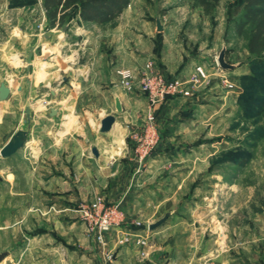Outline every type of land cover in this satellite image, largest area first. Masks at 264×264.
I'll return each instance as SVG.
<instances>
[{
    "label": "crops",
    "instance_id": "obj_1",
    "mask_svg": "<svg viewBox=\"0 0 264 264\" xmlns=\"http://www.w3.org/2000/svg\"><path fill=\"white\" fill-rule=\"evenodd\" d=\"M141 4L140 0H131L118 27L108 28L113 21L86 23L77 17L76 22H70L62 31L47 27L51 34H41L47 21L43 3L37 11L29 8L26 12L27 8L16 6L13 14L16 12L17 21L11 32L6 33L3 28L8 5H1L0 84L11 88V95L0 102V151L18 130L28 131V141L14 156L0 157V199L5 201L0 206V254L5 255L0 264H100L94 240L87 235L85 225L72 218L76 203L96 196H105L112 203L121 202L126 216L145 219L148 232H153L150 226L157 220L147 218L170 213V202L180 194V173L163 177L162 170L169 165L180 169L183 160L191 163L192 159H199L197 165L200 160L210 162V151H214L211 148H203L208 153L202 159L197 156L201 152L198 148L180 155V134L190 136L191 130L204 128L213 106L218 101L232 100L233 93L219 83L220 77L230 76L219 68H211L214 50L200 46L198 52H189L173 32L174 25H169L166 19L154 18L153 14H149L150 18L143 17L145 14L139 11L144 9ZM25 13L36 14L43 20L40 35L21 28L19 15ZM157 21L163 27L162 32L157 30ZM89 27L92 29L87 30ZM74 35H83L82 50L76 52L71 48L70 54L62 57L59 54L62 40L67 45ZM216 43L214 40L213 47ZM50 51L53 52L47 54ZM54 53L56 57H52ZM40 60L43 62L37 63ZM149 62L154 63L155 71L168 77L189 78L196 65H205L210 75L201 87L195 88L199 90L191 91L193 95L170 98L156 108L160 136L162 124L166 123L168 141L141 165L132 135L144 125L148 100L138 83L132 92L125 91L115 70L126 68L139 76ZM58 63L64 64L60 67ZM54 64V71L43 75L36 72ZM242 71L247 72L245 67ZM53 83H58L57 87ZM41 88L49 90L47 95H36ZM116 99L122 107L120 113ZM27 104L32 117L28 123ZM20 105L22 122L18 121L17 129L10 132L9 115ZM187 106L193 111L185 122L180 119V112ZM51 109H56V116H50ZM110 115L116 122L109 133H101L100 123ZM92 147L97 149L98 157L92 154ZM16 166H22V173L14 172ZM13 201L18 203L13 205ZM49 208L57 210L59 216L48 211ZM135 229V236L145 237L142 234L146 229ZM125 230L129 229L112 230L111 240ZM117 252L116 264H138L134 244L119 247ZM217 260L216 256H209L203 264L233 263L227 258Z\"/></svg>",
    "mask_w": 264,
    "mask_h": 264
},
{
    "label": "rangeland",
    "instance_id": "obj_2",
    "mask_svg": "<svg viewBox=\"0 0 264 264\" xmlns=\"http://www.w3.org/2000/svg\"><path fill=\"white\" fill-rule=\"evenodd\" d=\"M140 1L144 7L143 10L139 9L145 14L143 17L150 18L149 14H153L154 18L166 19L169 25H174L171 26L174 28L173 32L176 33L178 40L189 52H198L200 46L206 47L205 50L207 51L209 49L214 50L215 53L211 54V58L215 54L211 68L221 69L217 63L218 54L223 48L226 49L227 62L237 65L238 70L226 72L230 77L228 79L220 77L219 83L222 86L224 84L233 85V89H228L233 93V97L231 101L228 100L226 103L225 101H218L213 106L210 119L207 120L204 128L199 129V131L198 129L191 130L190 136H184V133L180 134V149H182L180 155H184L185 150L198 148L201 152L197 156L202 159L205 153H208L204 152L203 148H207V150L211 148L214 151H210L209 163L200 160L197 165L196 162L199 159H192L191 163L183 160L180 162V169L171 168L169 165L162 170L163 177H171L180 173V194L170 202L171 217L165 224L153 232H148L145 219L132 218L125 214L124 222L112 230L125 229V227L129 230H125L117 239L113 238V240L109 235L112 230L105 234L104 249L96 240L94 232L90 231L89 227L81 221L74 209L71 213L73 214L72 218L79 224L85 225L87 235L94 240L100 264H108L105 262L104 256V253L108 252L113 256L110 264H116L118 248L131 244L135 245L138 264H148L151 261H155V264H200V262L203 264L209 256H216L217 261L221 258L230 259L233 261L232 264H264V112L259 114L251 107L253 103L251 100H259L263 94L257 93L250 81L242 82L244 76H253L255 70H252L250 64L252 57L247 50L246 33L242 36L237 34V23L242 16L241 4L239 1L222 0L214 14L207 16L194 0ZM3 3L8 5V17L4 24L5 28H3V32L6 33L7 31L11 32L17 21L16 12L13 14L16 6L27 8L25 9L26 12L29 8L37 11L42 6L43 1L0 0V8ZM19 17L22 19L21 28L24 31L40 35L42 28L40 23L43 21H40L41 18L39 19L36 14L28 13L19 15ZM120 18L122 15L113 21L108 28H115L120 23L122 24L119 22ZM76 20L77 14L73 13L68 24L72 21L76 22ZM47 22L48 20L45 27L41 29V34H51L47 31V27L48 30L50 29L49 22L48 25ZM68 24L65 27H68ZM71 25L69 28L73 29L75 24ZM65 27L56 28L62 31ZM91 29L89 27L87 30ZM82 37L83 35L79 37L74 35L71 40L67 41V45L62 40L59 54L62 57L67 56L70 54L71 48L76 52L81 51L85 42H83ZM40 38L43 36L41 35ZM214 40H217L215 47H213ZM41 52L39 49V56L42 55ZM78 55L82 57L81 52H78ZM52 57H56L55 53ZM42 62L43 60H40L37 63L41 64ZM80 62L81 60L78 61V65ZM62 64L64 63H58V66L61 67ZM244 67L247 72L242 73ZM42 69L41 71L40 69L36 70L38 75H43L47 71H54L56 67L54 64ZM10 75L12 76L13 73ZM28 80H31V77ZM183 80L187 83L189 78ZM207 80L203 81L199 87ZM52 85L57 87L58 83ZM121 87L124 89L122 85ZM194 90L195 88L191 89V91ZM48 91L46 88H41L36 95L41 97L47 95ZM193 94L194 92H190L189 96ZM192 111V108L187 106L185 111L180 112V119L188 122L189 117L192 116ZM21 112L22 105L10 113L8 120L10 132L13 128L17 129L18 121L22 122ZM164 124L161 127L162 144L160 143L159 148L168 141L165 132L167 126ZM239 161H242L243 164ZM13 170L14 172L18 170V173L23 171L22 166H16ZM183 179H185L184 182ZM98 197L80 201L75 204V207L81 202H95ZM105 199L110 204L120 203H112L106 197ZM4 202L0 199V206ZM17 203L13 201V205ZM48 211L59 216V212L57 213V210L53 208H49ZM122 211L124 212L123 209ZM163 217L147 218V221L148 219L159 221ZM58 218L63 219V217ZM135 228L146 229V233L142 234L145 237L135 236L133 234Z\"/></svg>",
    "mask_w": 264,
    "mask_h": 264
},
{
    "label": "built area",
    "instance_id": "obj_3",
    "mask_svg": "<svg viewBox=\"0 0 264 264\" xmlns=\"http://www.w3.org/2000/svg\"><path fill=\"white\" fill-rule=\"evenodd\" d=\"M115 75L127 92H132L138 83L141 92L148 100L144 125L140 131L132 135L135 152L142 165L161 145L156 108L170 98L189 96L191 89L199 87L207 80L209 70L205 65H196L187 83L180 76L168 77L155 71L153 62L147 63L139 76H135L134 72L125 68H117ZM223 87L233 89L231 84H224ZM120 205L121 202L110 204L105 197L99 196L95 202H81L73 209L90 231L94 232L96 240L105 249L104 235L124 222L125 213ZM104 256L106 263H112L111 253H104Z\"/></svg>",
    "mask_w": 264,
    "mask_h": 264
},
{
    "label": "trees",
    "instance_id": "obj_4",
    "mask_svg": "<svg viewBox=\"0 0 264 264\" xmlns=\"http://www.w3.org/2000/svg\"><path fill=\"white\" fill-rule=\"evenodd\" d=\"M49 28L65 27L72 14L86 23H107L118 19L131 0H42ZM207 16H212L222 0H194ZM242 7V16L237 23V34L246 33L247 50L251 55L253 76H244L242 82L250 81L253 89L263 95L251 100L257 113L264 112V0H234ZM260 69V70H258ZM259 71V72H258ZM243 164L242 161H239Z\"/></svg>",
    "mask_w": 264,
    "mask_h": 264
},
{
    "label": "water",
    "instance_id": "obj_5",
    "mask_svg": "<svg viewBox=\"0 0 264 264\" xmlns=\"http://www.w3.org/2000/svg\"><path fill=\"white\" fill-rule=\"evenodd\" d=\"M43 10H44V8H43ZM157 30L159 32L163 31V27H162L160 21H157ZM64 31H66V30H64ZM32 61H33V57H32V55H30V57L28 58V64L31 65ZM217 63H218V66L223 71H226V72H233L234 70L237 69V65H234V64L227 62L226 49L225 48H223L222 51L220 52L218 59H217ZM70 75L73 76V73H71ZM19 90H21V88H19ZM10 95H11V88L6 86L5 83H1L0 84V102L6 101L10 97ZM116 109H117V112H119V113L122 112V107H121V104H120L118 99H116ZM49 114L52 117L56 116L57 115L56 109H51ZM25 115H26V119H27L26 123H28L29 121L32 120L31 111H30V104H27V107L25 110ZM115 122H116V119L113 115L106 116L105 118H103V120L100 123V132L104 133V134L109 133L112 130ZM27 141H28V131L20 130V131L16 132V134H14V136L11 138V140L0 151V157L3 159H7V158L14 156L16 153H18L20 150H22L24 148ZM91 151H92L93 155L98 157V152H97V149L95 147H92ZM170 217H171L170 213L165 214V216L162 219H160L159 221L155 222L154 224H152L150 226V230L154 231V230L158 229L163 224H165L166 221ZM4 257H5L4 254H0V263L2 262Z\"/></svg>",
    "mask_w": 264,
    "mask_h": 264
}]
</instances>
